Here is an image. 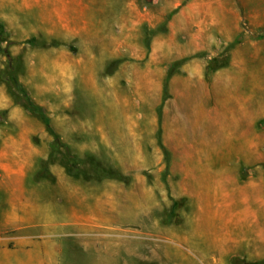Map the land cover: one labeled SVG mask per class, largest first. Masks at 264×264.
I'll use <instances>...</instances> for the list:
<instances>
[{
    "label": "rangeland",
    "instance_id": "obj_1",
    "mask_svg": "<svg viewBox=\"0 0 264 264\" xmlns=\"http://www.w3.org/2000/svg\"><path fill=\"white\" fill-rule=\"evenodd\" d=\"M76 2L87 6L85 28L68 38L54 15L58 0H0V88L24 113L27 139L44 157L38 171L46 165L52 176L28 184L38 220L0 228V264L261 260L264 118L240 119L223 149L218 120L229 96V112L264 102V88L255 92L260 79L264 86V0ZM60 51L70 56L69 81L58 78ZM213 57L227 66L208 72ZM180 60L159 118L167 72ZM15 81L59 139L52 158L53 135ZM230 151L236 158L219 162ZM73 157L88 179L67 174ZM92 161L122 177L98 179Z\"/></svg>",
    "mask_w": 264,
    "mask_h": 264
},
{
    "label": "crops",
    "instance_id": "obj_2",
    "mask_svg": "<svg viewBox=\"0 0 264 264\" xmlns=\"http://www.w3.org/2000/svg\"><path fill=\"white\" fill-rule=\"evenodd\" d=\"M58 1L54 15L57 18L59 30L64 32L63 35H66L64 37L68 38L77 34L80 35L82 28H85L83 12L87 6L83 5L82 2L77 4L76 0L72 2L70 0ZM90 25L92 24L90 23ZM60 54L61 56L54 61V64L58 67V78L69 81L70 72H67L66 69H70V56L66 55L65 51ZM223 79L228 85L231 84L230 76L221 77V80ZM256 87V93L264 88L261 79L256 83ZM229 98L232 99L231 96ZM229 98L221 102V107L225 108L227 113H221L218 120L220 130L228 133L227 137L219 136V147L222 149L230 147L228 142L225 143V139L231 138L230 133L235 131L236 125L242 119L247 120L249 124H253L264 118V102L261 96H258V102L253 104L254 112L248 110V106L251 108L252 104L248 105L245 102L234 104L237 108L236 111L229 112L231 107ZM252 98L251 96H243L244 100H251ZM0 109L3 110L2 117L4 118V121L0 122V228H3L4 224L7 223L27 226L29 221L35 222L38 220L36 207L28 208L27 195L30 189L28 184L32 181L31 179L34 180V175L37 176V179H43L37 166L44 157H36L35 146L27 139L28 131L23 122L25 118L23 111L10 103L1 88ZM218 156L222 158L219 159V162H230L231 159H234L235 153L230 151L223 154V152H220ZM32 183V185H37L36 180ZM40 214H42V211Z\"/></svg>",
    "mask_w": 264,
    "mask_h": 264
},
{
    "label": "trees",
    "instance_id": "obj_3",
    "mask_svg": "<svg viewBox=\"0 0 264 264\" xmlns=\"http://www.w3.org/2000/svg\"><path fill=\"white\" fill-rule=\"evenodd\" d=\"M240 39H241V35L238 34L234 38V40L226 46L225 52L229 51L236 44H238L240 42ZM182 60L172 63L170 69L167 72V75H166V78H165V82H164V85H163L162 100H161V103L159 104V106L157 108L159 118L161 116L162 106H163L164 102L166 101V99L169 97L167 83H168L169 78L172 75V68L175 65L179 64L180 62H182ZM227 64H228V60L227 59H223L221 62H218V58L217 57H213V58H210V59L207 60L206 69H207L208 72H214V71L218 70L219 68H223V67L227 66ZM16 85H17V88L22 92V94L24 96V100L26 102V105H25L26 108L29 109L31 112L37 114L38 117L45 123L47 130L53 135V139L50 142V153H49V158H52L54 151L59 146V139H58L57 135L54 133V131L51 129V127H50V125L48 123V119H47L46 115L44 114L43 110L39 106H37L36 104H34L31 101L29 96L23 90V87L21 86V84L16 82ZM157 143L160 146L163 154L167 158L168 157V151H167V149L164 147V145L162 143L161 128L160 127L157 130ZM73 159H74V161H76V163L74 162V164L76 166H74L73 168H71L70 164L65 166L67 174H69L71 176H80V175H82V176H84V178L88 179L89 178L88 174H86V175H85V173L83 174V171L81 169H79V167L77 165L78 159L74 158V157H73ZM92 167L95 170L96 176H97L98 179H104V178L120 179L122 177L121 175H118L117 173H114L112 171V169L104 168L103 166L95 163L94 161H92ZM40 171H41V175L43 176V178H51L52 177L50 175V173H48V171H46V165H44ZM44 172H47V173H44ZM251 264H264V257L261 260L255 262V263H251Z\"/></svg>",
    "mask_w": 264,
    "mask_h": 264
}]
</instances>
